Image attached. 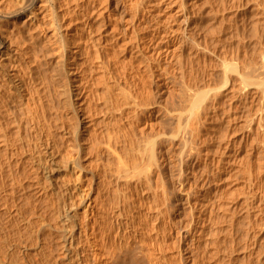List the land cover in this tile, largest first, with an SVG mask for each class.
Wrapping results in <instances>:
<instances>
[{
  "label": "bare ground",
  "instance_id": "obj_1",
  "mask_svg": "<svg viewBox=\"0 0 264 264\" xmlns=\"http://www.w3.org/2000/svg\"><path fill=\"white\" fill-rule=\"evenodd\" d=\"M45 1L52 2L55 8H49V3L48 7L43 6ZM167 1L126 0L138 42L130 45L116 28L112 46L108 41L102 45L94 37L96 25L98 30L108 22L114 26L111 19H115V14L109 9V0H75L73 9L67 8L71 0H0V264L179 263V248H167L166 239L170 235L173 238V232L165 231L167 223L163 221L170 205L168 189L153 193L155 207L150 202L147 210L141 205L142 196L152 191L154 175L161 177L163 162L156 141L142 145L134 136L136 130L142 131L137 125L140 114L146 117L148 111L146 75L133 66L117 68L116 62L118 52L123 56L130 52L131 56L145 59L150 71L154 63L163 65L175 56L171 45L182 48L187 42L195 43L190 50L196 57L201 55L205 63L210 62L208 56L214 52L203 46L196 31L215 29L214 9L208 13L202 9L210 0ZM240 8L242 16L250 18L249 23L264 26V0H253ZM156 9L160 18L154 19ZM55 11L60 22L58 34L50 32L43 16L44 12ZM91 15L96 18L93 23L88 21ZM82 18L88 19L75 26L74 20ZM177 20L185 25L175 29ZM20 41L23 45L18 49L10 48ZM23 54L27 55L25 70L18 64ZM102 54L114 61V67L103 63ZM229 60L222 61V88L214 87L205 76L185 83V89L194 93L190 94L192 115L187 128L199 140L202 129L206 131L210 119L217 116L219 97L226 96L245 107L249 116L242 117L240 125L252 132L257 130L258 139L263 142L264 45L261 42L239 62L238 56ZM96 62L97 71L104 78L100 81L94 75ZM254 74L263 77L258 79ZM205 86L214 91L208 99L198 95ZM146 124L147 121L145 127ZM57 128L63 131V140L75 145L67 153L60 152L64 143H44V134ZM251 131L246 137H250ZM103 133L106 143L102 141ZM84 138L87 147L81 144ZM88 141L95 144L94 151L117 156L115 175L108 174L113 171L111 167L106 172L124 186L123 190L118 185L115 207L102 198V189L109 192L111 181L99 178L98 172L91 171L88 176L83 169L85 153L91 149ZM100 143L106 146L102 150ZM204 144V150L198 148L197 154L205 152L206 157V140ZM55 165L64 168L68 177L52 187V183H46L53 179ZM96 191L98 195L94 197ZM126 212L130 214L125 215ZM183 237L180 232L174 235L179 243Z\"/></svg>",
  "mask_w": 264,
  "mask_h": 264
},
{
  "label": "rangeland",
  "instance_id": "obj_2",
  "mask_svg": "<svg viewBox=\"0 0 264 264\" xmlns=\"http://www.w3.org/2000/svg\"><path fill=\"white\" fill-rule=\"evenodd\" d=\"M125 1L109 0V9L115 14V19H111V21H115L114 26H111V22L103 25L100 30L97 28L98 25L95 26L94 37L100 39L102 45L108 41V44L114 46L115 41L112 42V39H114L113 35L117 34V29L120 30V37L127 38L130 45L138 42L135 39L136 35L133 31L134 26L131 16L128 15L132 12H130L129 4L125 5ZM45 2H43L45 4L42 3L43 6L48 7L50 4L49 8H55L52 2H48L49 4L47 1ZM166 2L169 1L163 0L162 3ZM249 2L253 3V0H210L203 5L202 9L206 13L211 8L214 9L215 29L209 32V29L204 31L196 29V31L199 32L203 46H209L210 51L214 52L213 55L217 56L218 60L210 55L208 56L210 62L205 63L201 55V57H196L193 50H190L195 43L190 44L188 42L182 48L179 45H171L170 49L175 56H171L167 63L163 65L154 63L153 69L150 71L147 68V61H144L143 58L140 60L134 54L133 57L130 52H126L124 56L118 52L117 55V68L122 65L133 66L134 68H140L142 72L144 70L143 75H146V88L150 94L148 100H146L149 104L148 111L146 117L140 114L137 125L142 131L136 130L134 136L140 140L142 145H146L149 140L156 141V148L160 156H163V162L160 172L161 177L154 175L152 191L142 196L141 205L146 210L149 207V202L155 207L157 204L153 200V193H160L164 187L168 189L169 199H167V204L170 205L164 213L163 221L167 223L165 231L173 232V238L170 235V238L166 239L168 242L167 248L173 246L179 248L180 259L178 264L264 263V148L262 147L264 141L258 139L257 130L254 129L252 132L248 127L240 125L241 120L249 116L247 110L239 105L237 99H228V97L222 96L218 99L217 116L210 119L206 131L202 129L199 140H195L196 136L187 128L192 115L190 94L194 93L185 89V83L196 80L198 77L201 80V77L205 76L206 79L212 81L214 87L222 88L225 84L223 77L224 63L222 61L224 59L230 61L229 58L232 60V57L234 59L238 56L239 62V59L242 60L247 52L251 53L256 47H259L261 42L264 45L263 24L257 26L251 22L249 23L250 18L243 17V12L240 11V5ZM74 4L75 0H71L70 6L67 5V8L72 7L73 9ZM124 5L127 6L125 9H123ZM155 7H158V5H155ZM62 9H64V5ZM235 11H238V15ZM157 13L156 9L155 15L152 16L154 19L156 17L160 18L159 15L156 16ZM50 14H47V12L43 14L48 25L46 27L49 28L51 33L58 34L61 30L59 28L60 22L56 18V11L53 14L50 12ZM89 17V19L82 18L78 22L74 20L75 26L87 19L91 23L95 22L96 18L93 19V15ZM183 25L185 24L177 20L174 28L177 29ZM145 32L147 35L149 34L147 30ZM21 45H23V42L20 41L12 44L10 48L16 50ZM116 48H111L110 55L113 54ZM21 50H24V47H21ZM148 54L154 57L152 52H148ZM26 58V54L18 58V64L23 66V70L26 69ZM102 58L105 65H109L110 68L114 67V61H108L109 57L102 54ZM5 60L7 61V58ZM94 64H96L94 70L97 71L99 66L97 62ZM119 73H115L117 78ZM100 74L99 71L94 73L98 77H100ZM97 76L96 79L98 80ZM256 77L258 78V74ZM90 79L91 77H89ZM103 79V76H101L99 81ZM199 84L202 86L201 81ZM213 92L211 88L205 86L199 90L198 95L208 99ZM233 115H236V119H232ZM101 116L104 117L102 114ZM145 121H147L146 127ZM52 130L49 135L47 132L44 134V143H64L60 149L61 153H67L75 148L74 143H67L65 138L63 140L61 129ZM250 131L252 132L250 137H246ZM53 134L55 137H53ZM206 134L211 135L207 138L204 136ZM104 135L106 134H101V137ZM84 137L88 140V133H85ZM85 138L81 144L83 143L87 147ZM106 140L107 136H104L102 141L106 143ZM203 140L204 142L206 140L208 146L206 157L205 152L197 154L198 148H200V151L204 150ZM88 142L91 149H88L85 153L86 162L83 169L88 176H90L91 171L98 172L99 178L104 179V181L105 178L106 181H111L109 192H104L102 189V198L107 205L115 207L118 205L116 190L119 187L124 190V186L116 183L115 179L109 178L110 176H107L106 172L111 167L113 171L112 173L108 172V174L115 175L117 156H106L96 152L94 151L95 144ZM104 147L106 146L100 143L99 150L104 149ZM39 156L40 162H43L42 155ZM207 157L210 158H208V161ZM220 159L222 162H219ZM54 168L53 179L51 182L46 183L48 186L52 183V187L59 185L68 177L64 168H60L58 165H55ZM172 188H175L176 192L173 190L174 193L170 194V191L173 192ZM97 193L96 191L94 197L98 195ZM160 201H162L161 197ZM78 211L79 216H81L83 210L80 208ZM153 213L151 211V214ZM124 214L129 215L130 212ZM177 232L184 236L180 239V243L174 238ZM141 259L142 262L143 259Z\"/></svg>",
  "mask_w": 264,
  "mask_h": 264
}]
</instances>
